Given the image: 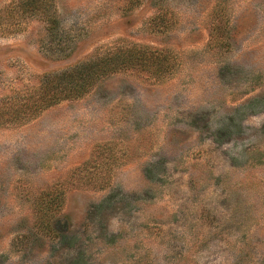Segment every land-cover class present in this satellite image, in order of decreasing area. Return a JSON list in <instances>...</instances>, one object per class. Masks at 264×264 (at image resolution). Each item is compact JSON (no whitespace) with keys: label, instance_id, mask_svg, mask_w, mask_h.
Returning a JSON list of instances; mask_svg holds the SVG:
<instances>
[{"label":"rangeland","instance_id":"1","mask_svg":"<svg viewBox=\"0 0 264 264\" xmlns=\"http://www.w3.org/2000/svg\"><path fill=\"white\" fill-rule=\"evenodd\" d=\"M38 1L0 0V110L94 53L170 67L0 123V264H264V0H44L67 55Z\"/></svg>","mask_w":264,"mask_h":264},{"label":"trees","instance_id":"2","mask_svg":"<svg viewBox=\"0 0 264 264\" xmlns=\"http://www.w3.org/2000/svg\"><path fill=\"white\" fill-rule=\"evenodd\" d=\"M43 1H38L39 7H37V12L35 13L44 17L47 29L49 30L48 36L50 38L55 37L54 43L56 42L58 48L53 50V52L57 51L56 53L58 54L67 55L73 49V43L70 39L61 38L63 34H61L59 28L58 15L53 10L49 12L51 2L46 4ZM134 2H131L132 6L135 5ZM160 27L167 29L169 26L168 24H163ZM46 47L51 48L50 45ZM162 57H164L162 49L135 45L123 50L120 49L103 54L94 53L62 70L44 72L36 86L40 93L35 99L34 104L31 103L30 105L26 103L19 106L13 104L1 108L0 123L17 121L20 117L26 115L28 117L38 109L40 110L55 104L68 95L82 94L93 80L101 78L102 74L108 72L138 69L158 77L160 73H164L170 67V64Z\"/></svg>","mask_w":264,"mask_h":264}]
</instances>
